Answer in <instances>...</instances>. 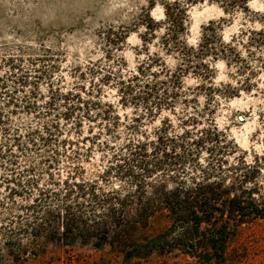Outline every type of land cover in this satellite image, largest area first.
<instances>
[{
  "label": "clouds",
  "instance_id": "1",
  "mask_svg": "<svg viewBox=\"0 0 264 264\" xmlns=\"http://www.w3.org/2000/svg\"><path fill=\"white\" fill-rule=\"evenodd\" d=\"M0 82V150L10 149L0 183L39 185L11 202L3 192L0 221L42 191L60 196L41 216L64 210V181L77 174L102 200H124L141 181L151 197L161 185L226 186L241 170L264 173V0H0ZM14 93L19 107L9 104ZM141 145L151 175L134 155ZM169 152L178 163L157 169ZM35 243L30 233L0 235V255L15 261Z\"/></svg>",
  "mask_w": 264,
  "mask_h": 264
},
{
  "label": "trees",
  "instance_id": "2",
  "mask_svg": "<svg viewBox=\"0 0 264 264\" xmlns=\"http://www.w3.org/2000/svg\"><path fill=\"white\" fill-rule=\"evenodd\" d=\"M195 1L189 0V3ZM134 155L141 157L137 158L140 166L151 175L155 169L145 159L147 155L140 150ZM165 157L169 159L168 154ZM164 166L158 161L155 167ZM249 173L226 186L225 182L195 181L193 187L185 188L181 184L173 191L156 187L153 196L147 198L141 181L137 192L124 200L116 196L102 200L93 186L87 192L83 183L65 181L63 199L70 202L64 210L56 211L55 215L49 211L43 216L37 213L35 216L40 217L35 219L40 218L54 233L52 237L47 235L51 242L64 247L76 243L91 244L99 250L109 247L123 264H157L155 256L169 257L176 251L195 259L194 264H229L226 249L235 229L242 223L264 219V193L258 187H245ZM43 193L45 196L39 202L60 196L52 192L49 195L48 191ZM44 206L48 202L39 205L41 209ZM97 207L105 211L94 212ZM156 220L165 222L164 231L153 232Z\"/></svg>",
  "mask_w": 264,
  "mask_h": 264
},
{
  "label": "rangeland",
  "instance_id": "3",
  "mask_svg": "<svg viewBox=\"0 0 264 264\" xmlns=\"http://www.w3.org/2000/svg\"><path fill=\"white\" fill-rule=\"evenodd\" d=\"M205 2H208L210 5L211 0H196L194 3L191 4L195 6V4L197 3H205ZM115 38H117L115 34L112 33L109 34L108 39L113 40ZM9 66L12 67L15 72L21 70L19 68V65H12L10 61H9ZM19 83H21L23 86H26L28 81H26L23 77H21ZM0 88H6V85L0 82ZM15 95H16L15 93L9 94L8 97L9 104L19 107V102H17V100L15 99ZM28 107H31V105H29ZM240 115L245 116L246 114L242 113ZM215 139L219 140V136L215 137ZM235 139L237 140L243 139L242 134L236 133ZM43 142L46 144L51 143V139L45 137L43 138ZM61 143L65 144V146L70 147V145H68L66 142H61ZM163 143H164L163 140H161V144H160L161 149L163 147ZM197 145L202 146V142ZM224 147L227 148L228 145H225ZM236 147H239V144H237ZM139 150L143 151L145 155H148L145 152L143 145L139 146ZM23 151H24V147L19 144V138H17V152H23ZM241 151H245V150L241 149ZM9 152L10 149L0 150V156H4L6 158V155ZM166 154H168L169 159H164L163 161L160 162L163 163V165L174 167L175 165L170 166L169 163L177 162V160L176 161L171 160V158H175L171 152ZM151 155L155 156L156 153L154 152ZM137 158L139 159L141 157L137 156ZM241 159L244 158L241 157ZM260 159L261 158L259 157L257 158L258 161ZM148 162L152 164L151 161ZM221 163L225 166L228 165L227 160H222ZM13 164L15 165V161H13ZM47 164L49 166V169L55 167V161L52 160L47 161ZM27 171L29 175L34 173L33 169H29ZM241 171H242V175L248 172V171L245 172L243 170ZM249 171L250 173L246 184L253 183L254 185L253 187H258L260 189L264 188V185L256 183L259 176L264 175V173H260L259 168H254ZM50 179H54V177H50ZM74 182L82 184L78 174L73 176L71 184H74ZM29 187H39V185L35 184L32 181H29L26 184L21 176L10 177L6 181H4V183H0V195H2L3 192H7L8 193L7 199L11 202L16 200L17 198L25 197L26 194L28 193ZM88 189L90 188H86L87 192H89ZM43 192L45 191H42L40 197L36 199L38 202L39 200H41V198L42 199L44 198L45 195ZM94 192L96 195H98L95 189ZM48 193L49 195L52 194L50 190L48 191ZM144 196H145L144 198H147L146 195ZM52 199L53 196H51V198L47 197V199H44L39 203H37V201L34 200L30 204L19 205L18 212L14 218L7 217L3 221H0V235H2L5 239H11L15 241L18 236H21L25 233H30L33 237L36 238L35 246H29L27 251H21L16 256L15 261H13L12 256L9 255L7 251H5L3 255H0V264H123L121 263L120 257L119 256L117 257L116 254L112 253L109 247H106L103 250H99L94 248L91 244L82 245L79 243H76L72 247L70 246L64 247L56 242H51L49 239H47V235L49 236L50 234V236L52 237L54 236V233L48 230L49 226L44 225V222H42L40 218L35 219V217H40V216H35V214L37 215V213H42L44 211L46 206H44L41 209L39 207L40 204H44L46 202L49 203V201ZM45 200L46 202H44ZM80 201H82V199ZM35 204H37L36 207H34ZM49 212L51 213V215L56 214V211H49ZM26 216H31L32 220L30 222H26L25 219ZM52 225L53 227L56 226V224H52ZM164 226H165L164 221L156 220L152 226V230L153 232L159 233L161 231H164L163 230ZM226 258L229 264H264V219H254L242 223L235 229V232L230 238L228 247L226 249ZM154 261L157 262V264H165V263L194 264L195 263V259L180 254L177 251L173 252L169 257L155 256ZM142 264H146V263H142Z\"/></svg>",
  "mask_w": 264,
  "mask_h": 264
}]
</instances>
